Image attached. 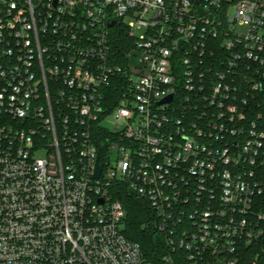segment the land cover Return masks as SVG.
I'll use <instances>...</instances> for the list:
<instances>
[{"label":"built area","instance_id":"1","mask_svg":"<svg viewBox=\"0 0 264 264\" xmlns=\"http://www.w3.org/2000/svg\"><path fill=\"white\" fill-rule=\"evenodd\" d=\"M0 264H264V0H0Z\"/></svg>","mask_w":264,"mask_h":264},{"label":"trees","instance_id":"2","mask_svg":"<svg viewBox=\"0 0 264 264\" xmlns=\"http://www.w3.org/2000/svg\"><path fill=\"white\" fill-rule=\"evenodd\" d=\"M118 197L127 210L124 230L126 237L139 243L147 257L156 261V248L159 242L156 233L149 226L153 219L149 205L131 195L125 186L119 187Z\"/></svg>","mask_w":264,"mask_h":264},{"label":"rangeland","instance_id":"3","mask_svg":"<svg viewBox=\"0 0 264 264\" xmlns=\"http://www.w3.org/2000/svg\"><path fill=\"white\" fill-rule=\"evenodd\" d=\"M142 33H143V31H138V32H136V35L139 37V35H141ZM138 58H139V56H136L134 54L131 55L130 60H131L133 66L138 65ZM104 126L107 127L109 130H111V128H112L111 120H108L106 122V124H104Z\"/></svg>","mask_w":264,"mask_h":264},{"label":"water","instance_id":"4","mask_svg":"<svg viewBox=\"0 0 264 264\" xmlns=\"http://www.w3.org/2000/svg\"><path fill=\"white\" fill-rule=\"evenodd\" d=\"M172 100V97H170L168 99V101H171ZM165 102V101H163ZM100 173H101V167L99 165H97V171H96V178H98L100 176ZM133 194H135V192L133 191Z\"/></svg>","mask_w":264,"mask_h":264}]
</instances>
